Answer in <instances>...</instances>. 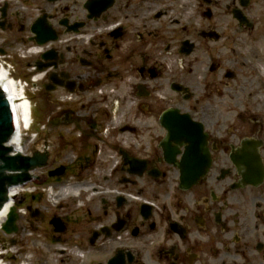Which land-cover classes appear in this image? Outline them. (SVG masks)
Returning <instances> with one entry per match:
<instances>
[{
  "label": "flooded vegetation",
  "instance_id": "1",
  "mask_svg": "<svg viewBox=\"0 0 264 264\" xmlns=\"http://www.w3.org/2000/svg\"><path fill=\"white\" fill-rule=\"evenodd\" d=\"M25 1L0 4V31L55 29L26 66L50 125L80 127L67 168L102 167L55 206L22 196L44 264H264V0H42L33 19Z\"/></svg>",
  "mask_w": 264,
  "mask_h": 264
},
{
  "label": "rangeland",
  "instance_id": "2",
  "mask_svg": "<svg viewBox=\"0 0 264 264\" xmlns=\"http://www.w3.org/2000/svg\"><path fill=\"white\" fill-rule=\"evenodd\" d=\"M38 1L42 2V0H26L25 2L18 3V5L22 10L25 11L24 13H26L30 19H33V17L37 13V10L34 9V4L36 5ZM28 35L29 30L27 29L22 31V33H19L18 31H12V33H9L7 31H0V47H4L7 55H9L10 57L8 59L10 63H7L8 66H11L13 69L15 68V72L14 70H11L13 77H15L16 79L18 77H21L22 82L23 80H26L29 83V78L26 77L24 79L21 73L25 67V58H27V56L31 54L28 53L27 49L30 47L32 49L34 47L33 44L30 43L27 39ZM20 38L22 39L20 40ZM8 41H10L11 43H8ZM23 53L26 54V57L24 58L20 57V55H23ZM5 57L6 56L4 55L0 57V63L3 62L2 60H4ZM25 94H27V96L30 98L31 103H33L34 101L37 105L33 108V118L35 119L34 126L39 127L38 124L46 122V99L44 97H42L41 99L38 94H35L34 92L30 93L28 90H26ZM102 118L103 119H101L99 123L101 124V127H103V124L104 126H110V119H108L107 117ZM142 119L143 117H141L140 115L136 119V122L142 124ZM49 130L50 131L48 135L47 133L45 134V132H43L44 130H42V128L38 130V132L36 131L35 127L31 128V130L27 132L23 131L21 136L23 138L21 148L25 153L33 152V150L39 151L43 149L42 147L45 145V143H47L50 147L51 153L49 155L51 159L48 160L47 164L44 167L37 169L35 181H38L39 184L43 185L45 183V185H52L54 198L58 196V193L62 192L73 195L74 191H76L77 189L71 190V188H68L66 186L73 184L75 180L88 178L91 174H93L94 169L102 168L101 164L96 163L95 165L91 166L92 161H90L89 164H87L89 166L83 167L84 169L82 168L83 170H81L83 172L78 173L79 176H72V173H70L68 170L62 180H59L58 182H55L52 179H47V171H49L50 168L61 164L66 165L71 163L72 158H75L74 156H78V154H80L79 148L81 147V144L79 143V141H77L78 139H76V141L73 140L72 136L77 137V133H79V129L77 127H74L73 124H61L59 125V127H52L50 125ZM58 134H60L62 137L57 136ZM68 134L69 136H71V138L67 136ZM45 135L46 137H44ZM71 141L73 143L70 145ZM109 155L113 156V151L109 148L104 147L101 153L96 154L97 162L100 160L104 161L106 159H109L111 157ZM31 185L32 183H29L27 187L29 188ZM41 186L42 185H39V187ZM61 186L65 187V189H62V191H60ZM41 193H36L37 196L38 194H41L40 196H38V198H43V202L45 200L48 203H52V199H50L45 193ZM36 223L38 224L37 221ZM18 224H20V222ZM26 225L27 224H24V226ZM44 226H46V224L44 223H42L41 226L40 224H38L37 227H35L36 229L34 231H21V233H17L14 235H6L2 230H0V243H2L4 246H7L9 249L10 247H12L14 250V252L9 254L10 256L7 257V264H44L54 261L58 257L55 249H48V247L45 245L48 242V239L44 236V234L48 236L47 231H49V229H44ZM47 244L49 245V243Z\"/></svg>",
  "mask_w": 264,
  "mask_h": 264
},
{
  "label": "water",
  "instance_id": "3",
  "mask_svg": "<svg viewBox=\"0 0 264 264\" xmlns=\"http://www.w3.org/2000/svg\"><path fill=\"white\" fill-rule=\"evenodd\" d=\"M30 29L35 33V39H37V42L39 44H44L50 39H55L53 28H51L49 24L45 23L40 18L33 23ZM162 123H164V121H162ZM12 132L13 127L10 106H8L6 98L0 91V205L5 199V192L8 185L18 184V182L26 180V171L29 169V167L37 164V162L33 158L21 156L19 154H9L11 148L6 144V141L9 139L8 137ZM48 158V160L51 159L50 155L48 156ZM205 161H207V158ZM206 167L207 166H205V168H203L202 170H198V172L196 174L194 173L192 176L182 175L181 182H187L186 186H190V184L195 182L199 177L203 175ZM40 168L42 167H39V169ZM63 170L64 168L63 166H61L60 168H58V170L52 172L51 174H61ZM2 208L0 209V211H2ZM15 219L16 215L14 214V211L11 210L9 212L8 220L2 225L3 229L7 233L16 230V227L14 225Z\"/></svg>",
  "mask_w": 264,
  "mask_h": 264
},
{
  "label": "bare ground",
  "instance_id": "4",
  "mask_svg": "<svg viewBox=\"0 0 264 264\" xmlns=\"http://www.w3.org/2000/svg\"><path fill=\"white\" fill-rule=\"evenodd\" d=\"M0 88L4 91L9 104L12 106L13 116H14V127L15 131L10 136L8 144L12 146L16 150L20 147V138L19 134H21L22 130L27 128V124L30 120L29 116V105L25 97L22 95V91L17 88V84L13 83L5 73L0 68ZM25 98V99H24ZM8 201L4 202L2 211H0V225L4 218L7 216L9 212V208L11 207V196L14 192L8 190ZM16 193V189H15ZM1 227V226H0ZM1 264V263H0Z\"/></svg>",
  "mask_w": 264,
  "mask_h": 264
}]
</instances>
